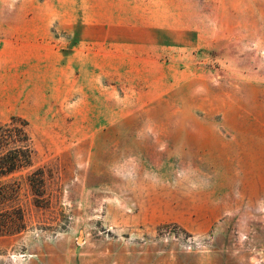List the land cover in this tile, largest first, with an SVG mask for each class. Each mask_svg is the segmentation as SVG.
I'll return each instance as SVG.
<instances>
[{
	"label": "rangeland",
	"instance_id": "rangeland-1",
	"mask_svg": "<svg viewBox=\"0 0 264 264\" xmlns=\"http://www.w3.org/2000/svg\"><path fill=\"white\" fill-rule=\"evenodd\" d=\"M102 38L124 77L81 70ZM14 115L45 185L8 179L0 264H264V0H0Z\"/></svg>",
	"mask_w": 264,
	"mask_h": 264
},
{
	"label": "trees",
	"instance_id": "trees-1",
	"mask_svg": "<svg viewBox=\"0 0 264 264\" xmlns=\"http://www.w3.org/2000/svg\"><path fill=\"white\" fill-rule=\"evenodd\" d=\"M28 125L25 118L16 115L7 122L0 121V207L18 196L20 184L8 179L22 170H30L27 178L34 192H43L45 170L34 168ZM25 228V217L20 208H0V234L18 233Z\"/></svg>",
	"mask_w": 264,
	"mask_h": 264
},
{
	"label": "crops",
	"instance_id": "crops-1",
	"mask_svg": "<svg viewBox=\"0 0 264 264\" xmlns=\"http://www.w3.org/2000/svg\"><path fill=\"white\" fill-rule=\"evenodd\" d=\"M94 24L95 22H88V26L92 28L94 27ZM191 26H194V24L186 26L184 29H188ZM166 28L173 31L176 27L168 26ZM97 43L98 44H96L95 40L91 41L88 39V44L85 51L82 52L79 47L76 48V51L80 54L82 52L86 58L85 66L84 68H81V70L85 69L87 73H91L92 79H99L110 74L113 75L112 77L118 79L122 78V76L124 77L127 68L119 62L109 61L111 60L110 58L117 53L108 50V44L105 42V40H103V38L97 40ZM95 58H98V60L95 61Z\"/></svg>",
	"mask_w": 264,
	"mask_h": 264
}]
</instances>
